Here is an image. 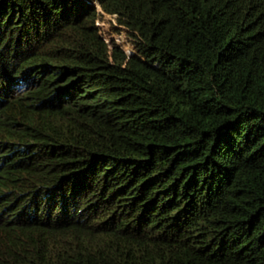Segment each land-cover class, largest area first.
Masks as SVG:
<instances>
[{"label": "trees", "instance_id": "trees-1", "mask_svg": "<svg viewBox=\"0 0 264 264\" xmlns=\"http://www.w3.org/2000/svg\"><path fill=\"white\" fill-rule=\"evenodd\" d=\"M0 264H264V0H0Z\"/></svg>", "mask_w": 264, "mask_h": 264}, {"label": "rangeland", "instance_id": "rangeland-1", "mask_svg": "<svg viewBox=\"0 0 264 264\" xmlns=\"http://www.w3.org/2000/svg\"><path fill=\"white\" fill-rule=\"evenodd\" d=\"M98 24L100 26V31L109 45L110 41H115L122 46L127 53L133 50V40L127 30L123 27L116 30V19L114 15L104 13V15L98 19Z\"/></svg>", "mask_w": 264, "mask_h": 264}, {"label": "built area", "instance_id": "built-area-1", "mask_svg": "<svg viewBox=\"0 0 264 264\" xmlns=\"http://www.w3.org/2000/svg\"><path fill=\"white\" fill-rule=\"evenodd\" d=\"M129 53V52H128Z\"/></svg>", "mask_w": 264, "mask_h": 264}]
</instances>
